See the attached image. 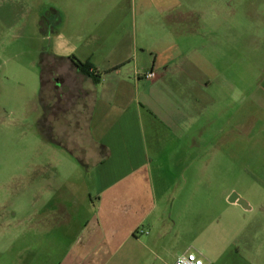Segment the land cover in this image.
I'll list each match as a JSON object with an SVG mask.
<instances>
[{
    "label": "crops",
    "instance_id": "obj_1",
    "mask_svg": "<svg viewBox=\"0 0 264 264\" xmlns=\"http://www.w3.org/2000/svg\"><path fill=\"white\" fill-rule=\"evenodd\" d=\"M95 1L70 0L66 7L56 2L55 13L64 17L55 48L41 64L36 124L44 142L66 152L90 177L77 203L85 207H65L77 198L50 188L61 202L44 205L38 215L64 233L45 243L59 251L54 264H158L154 249L167 229L180 223L187 234V212L204 213L187 210L183 201L170 225L164 218L167 197L187 200V184H195L193 196L202 200L214 194L213 187L207 194L201 185L221 184L208 175L223 163L225 146L224 129L216 128L223 86L217 56L238 51L239 33L219 0L210 6L215 13L198 19L187 18L185 0L171 6L159 0ZM71 56L90 63L97 81L82 74ZM151 71L155 77L147 79ZM227 120L240 128L233 115ZM226 135L234 155L238 134L231 129ZM223 195L234 216L252 211L242 196ZM229 221L222 232L238 240L240 227L248 225ZM248 233L242 237L247 241ZM65 236L71 238L66 245Z\"/></svg>",
    "mask_w": 264,
    "mask_h": 264
},
{
    "label": "rangeland",
    "instance_id": "obj_2",
    "mask_svg": "<svg viewBox=\"0 0 264 264\" xmlns=\"http://www.w3.org/2000/svg\"><path fill=\"white\" fill-rule=\"evenodd\" d=\"M57 1L66 7L70 0H0V264H54L58 259L59 251L55 253V248L45 243L64 233L38 215L44 205L53 208L61 202L50 188L77 198L65 207H85L77 203L90 177L66 152L44 142L36 129L42 54L53 52L57 23L64 17L54 11ZM115 1L109 0L111 5ZM159 1L172 5V0ZM215 1L185 0L187 18L212 15L215 10L210 6ZM219 1L224 4L223 15L234 21V31L239 33L238 51L217 56L223 86L217 110L222 120L218 119L216 128L224 129L225 146L223 163L208 175L218 176L221 184L201 185L208 188L207 194L213 187L214 194L202 200L193 196L195 184H187V200L177 194L167 197L164 218L170 225L183 201H187V210L204 213L189 216L187 212V234L184 225L179 228L180 223L167 229L159 249H154L158 264H173L184 251L200 253L211 264H264V0ZM107 9L106 3L102 11ZM232 115L240 128L235 121L234 126H228ZM231 129L238 134L234 155L226 135ZM194 170L189 169L187 175ZM229 192L250 203V214L234 216L229 212L232 208L221 197ZM87 206L94 208L93 204ZM229 220L248 225L240 227L238 240H232L233 232L228 237L222 232L221 226ZM44 226L51 230L43 231ZM249 230L253 233L247 241L242 237ZM69 240L70 236L62 237L65 245Z\"/></svg>",
    "mask_w": 264,
    "mask_h": 264
},
{
    "label": "built area",
    "instance_id": "obj_3",
    "mask_svg": "<svg viewBox=\"0 0 264 264\" xmlns=\"http://www.w3.org/2000/svg\"><path fill=\"white\" fill-rule=\"evenodd\" d=\"M147 79H152L155 77L153 71L145 74ZM173 264H211L202 254L195 253L192 251H186L180 254L174 261Z\"/></svg>",
    "mask_w": 264,
    "mask_h": 264
},
{
    "label": "trees",
    "instance_id": "obj_4",
    "mask_svg": "<svg viewBox=\"0 0 264 264\" xmlns=\"http://www.w3.org/2000/svg\"><path fill=\"white\" fill-rule=\"evenodd\" d=\"M45 54L46 53L42 54L41 64H42V62H43V60L45 58ZM70 58L72 59V61L74 62L75 66L79 69V71L82 74H84V75H86L88 77H92L94 81H97L98 76L93 73L92 66H91L90 63L83 62V61L79 60L78 58H76L75 56H71Z\"/></svg>",
    "mask_w": 264,
    "mask_h": 264
}]
</instances>
